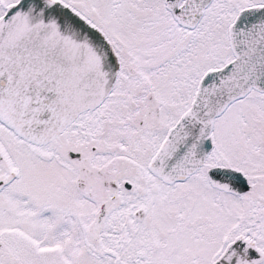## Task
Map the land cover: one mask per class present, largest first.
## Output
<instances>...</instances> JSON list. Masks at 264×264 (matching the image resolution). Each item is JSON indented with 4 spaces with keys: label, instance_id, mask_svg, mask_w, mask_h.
I'll return each instance as SVG.
<instances>
[{
    "label": "snow or ice",
    "instance_id": "obj_1",
    "mask_svg": "<svg viewBox=\"0 0 264 264\" xmlns=\"http://www.w3.org/2000/svg\"><path fill=\"white\" fill-rule=\"evenodd\" d=\"M0 264H264V0H0Z\"/></svg>",
    "mask_w": 264,
    "mask_h": 264
}]
</instances>
